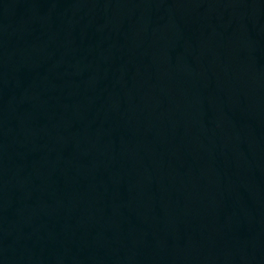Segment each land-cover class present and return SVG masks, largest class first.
I'll return each instance as SVG.
<instances>
[{
	"label": "water",
	"instance_id": "water-1",
	"mask_svg": "<svg viewBox=\"0 0 264 264\" xmlns=\"http://www.w3.org/2000/svg\"><path fill=\"white\" fill-rule=\"evenodd\" d=\"M0 264H264V0H0Z\"/></svg>",
	"mask_w": 264,
	"mask_h": 264
}]
</instances>
